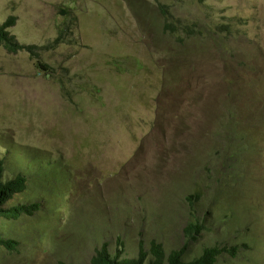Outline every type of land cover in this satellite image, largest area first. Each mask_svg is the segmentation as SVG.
Here are the masks:
<instances>
[{"label": "rangeland", "instance_id": "obj_1", "mask_svg": "<svg viewBox=\"0 0 264 264\" xmlns=\"http://www.w3.org/2000/svg\"><path fill=\"white\" fill-rule=\"evenodd\" d=\"M8 18L50 69L0 47L4 179L24 173L13 203L41 204L7 223L18 248L0 264H91L102 246L122 260L151 241L264 264V0H0Z\"/></svg>", "mask_w": 264, "mask_h": 264}, {"label": "trees", "instance_id": "obj_2", "mask_svg": "<svg viewBox=\"0 0 264 264\" xmlns=\"http://www.w3.org/2000/svg\"><path fill=\"white\" fill-rule=\"evenodd\" d=\"M164 17L163 29L169 33H173L175 26L172 23L166 21L167 15L166 11L162 8ZM13 25L12 19L8 18L3 23H0V47L7 52H15L16 50H25L38 62L39 54L37 50L40 47L35 46H18L14 38L9 34L8 28ZM38 67L42 69L45 73L49 71V67L45 64L38 62ZM5 164V165H4ZM10 163L0 162V251L13 253L17 251L18 242L12 236H10V231H8L7 223L18 221L21 216H33L40 209L38 202L30 204H14L13 200L15 197L23 194L26 190L27 177L24 173L17 171L13 178L4 179V174L8 173L10 170L6 169V165ZM4 168L6 170H4ZM27 172V167L25 168ZM188 201H198L200 199L199 195L193 194L186 198ZM13 203V204H12ZM5 205H8L6 209ZM202 231H204V225L201 221L194 220L190 221L187 226L182 230L184 240L196 241L197 236H199ZM185 250L184 245L178 250H171L168 253L164 251L160 244L155 241L149 243L148 248L145 250L143 245H139V250L134 258L122 259L116 257L114 254H110L106 251V246H102L97 249L95 255L91 257V264H217L218 258L223 254H228L230 257L235 256V248L224 249L217 246L205 247L202 250L201 255L193 258L189 261L183 259ZM64 264V263H58Z\"/></svg>", "mask_w": 264, "mask_h": 264}]
</instances>
